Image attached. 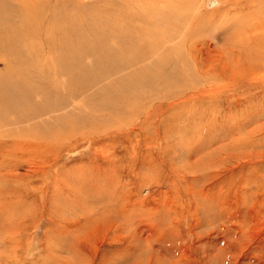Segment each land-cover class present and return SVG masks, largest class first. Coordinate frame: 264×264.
<instances>
[{
	"label": "rangeland",
	"instance_id": "rangeland-1",
	"mask_svg": "<svg viewBox=\"0 0 264 264\" xmlns=\"http://www.w3.org/2000/svg\"><path fill=\"white\" fill-rule=\"evenodd\" d=\"M182 1L155 75L156 57L19 76L0 264H264V0Z\"/></svg>",
	"mask_w": 264,
	"mask_h": 264
},
{
	"label": "bare ground",
	"instance_id": "bare-ground-1",
	"mask_svg": "<svg viewBox=\"0 0 264 264\" xmlns=\"http://www.w3.org/2000/svg\"><path fill=\"white\" fill-rule=\"evenodd\" d=\"M102 1L104 7L91 13L78 0H0V120L18 110L21 74H71L91 68L102 71L105 60L112 61L110 70H117L156 57L150 66L138 67L139 75H155L158 67L173 57L177 51L172 44L176 37L173 29L177 28L175 10L184 1ZM86 56L92 57V64L83 65L81 60ZM128 99L130 93H115L114 102L119 105ZM43 110L20 117L26 119Z\"/></svg>",
	"mask_w": 264,
	"mask_h": 264
}]
</instances>
